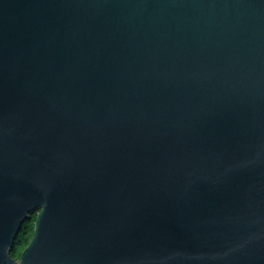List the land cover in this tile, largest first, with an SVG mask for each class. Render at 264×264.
I'll return each instance as SVG.
<instances>
[{
    "label": "water",
    "instance_id": "obj_1",
    "mask_svg": "<svg viewBox=\"0 0 264 264\" xmlns=\"http://www.w3.org/2000/svg\"><path fill=\"white\" fill-rule=\"evenodd\" d=\"M0 264H264V0H0Z\"/></svg>",
    "mask_w": 264,
    "mask_h": 264
},
{
    "label": "trees",
    "instance_id": "obj_2",
    "mask_svg": "<svg viewBox=\"0 0 264 264\" xmlns=\"http://www.w3.org/2000/svg\"><path fill=\"white\" fill-rule=\"evenodd\" d=\"M39 210L40 209L36 210L34 213H31L29 215L27 220L24 222L14 245L10 249V256L16 259L17 261L20 260L22 252L29 245L30 241L34 236V226Z\"/></svg>",
    "mask_w": 264,
    "mask_h": 264
}]
</instances>
